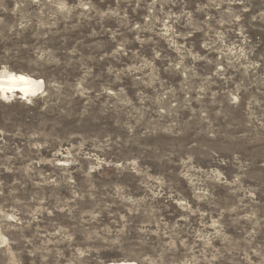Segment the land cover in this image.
<instances>
[{
    "label": "rangeland",
    "instance_id": "1",
    "mask_svg": "<svg viewBox=\"0 0 264 264\" xmlns=\"http://www.w3.org/2000/svg\"><path fill=\"white\" fill-rule=\"evenodd\" d=\"M0 264H264V0H0Z\"/></svg>",
    "mask_w": 264,
    "mask_h": 264
},
{
    "label": "bare ground",
    "instance_id": "2",
    "mask_svg": "<svg viewBox=\"0 0 264 264\" xmlns=\"http://www.w3.org/2000/svg\"><path fill=\"white\" fill-rule=\"evenodd\" d=\"M41 79L32 78L29 75L17 73H5L0 75V96L10 97L14 94H20L19 98L24 100L38 94L43 88ZM107 264H135L128 261H116Z\"/></svg>",
    "mask_w": 264,
    "mask_h": 264
},
{
    "label": "water",
    "instance_id": "3",
    "mask_svg": "<svg viewBox=\"0 0 264 264\" xmlns=\"http://www.w3.org/2000/svg\"><path fill=\"white\" fill-rule=\"evenodd\" d=\"M17 95V94H16ZM20 94H18V96H19Z\"/></svg>",
    "mask_w": 264,
    "mask_h": 264
}]
</instances>
